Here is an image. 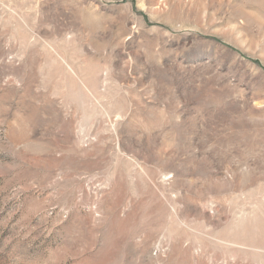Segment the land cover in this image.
<instances>
[{
  "label": "rangeland",
  "instance_id": "1",
  "mask_svg": "<svg viewBox=\"0 0 264 264\" xmlns=\"http://www.w3.org/2000/svg\"><path fill=\"white\" fill-rule=\"evenodd\" d=\"M0 264H264V0H0Z\"/></svg>",
  "mask_w": 264,
  "mask_h": 264
}]
</instances>
